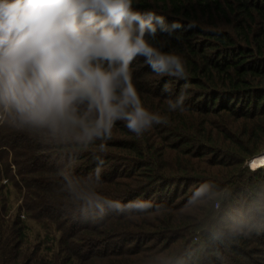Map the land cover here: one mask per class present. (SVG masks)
Returning <instances> with one entry per match:
<instances>
[{
	"label": "trees",
	"instance_id": "1",
	"mask_svg": "<svg viewBox=\"0 0 264 264\" xmlns=\"http://www.w3.org/2000/svg\"><path fill=\"white\" fill-rule=\"evenodd\" d=\"M132 8L178 25L150 42L182 59L185 78L142 56L130 66L164 122L138 136L118 120L85 146L1 120L0 211L11 188L23 213L0 219V264H264V0ZM181 92L183 110L170 111ZM21 214L54 228L58 255L27 244Z\"/></svg>",
	"mask_w": 264,
	"mask_h": 264
},
{
	"label": "clouds",
	"instance_id": "2",
	"mask_svg": "<svg viewBox=\"0 0 264 264\" xmlns=\"http://www.w3.org/2000/svg\"><path fill=\"white\" fill-rule=\"evenodd\" d=\"M176 27L132 0H0V120L85 146L110 139L118 120L142 135L164 121L144 107L130 66L142 56L157 75L185 78L182 59L150 42Z\"/></svg>",
	"mask_w": 264,
	"mask_h": 264
},
{
	"label": "rangeland",
	"instance_id": "3",
	"mask_svg": "<svg viewBox=\"0 0 264 264\" xmlns=\"http://www.w3.org/2000/svg\"><path fill=\"white\" fill-rule=\"evenodd\" d=\"M1 121V120H0ZM264 156V152L261 154ZM4 182V181H3ZM8 198L5 210L7 211L6 217L0 211L1 217H5L9 222L13 221L17 214L23 213L20 211L21 199L17 197L13 189H9ZM23 220L27 244L30 246H40V254H46L52 256L53 254L59 253V234L54 230L53 227L41 226L34 220L25 218L21 214ZM58 255V254H57Z\"/></svg>",
	"mask_w": 264,
	"mask_h": 264
},
{
	"label": "water",
	"instance_id": "4",
	"mask_svg": "<svg viewBox=\"0 0 264 264\" xmlns=\"http://www.w3.org/2000/svg\"><path fill=\"white\" fill-rule=\"evenodd\" d=\"M260 154H262V153H260ZM260 154H258V155H256V156H254L253 158L260 156ZM253 158H252V159H253ZM252 159H251V160H249V162H248V164H247V165H248V167H249L250 169H251V166H252V165H251V161H252Z\"/></svg>",
	"mask_w": 264,
	"mask_h": 264
},
{
	"label": "bare ground",
	"instance_id": "5",
	"mask_svg": "<svg viewBox=\"0 0 264 264\" xmlns=\"http://www.w3.org/2000/svg\"><path fill=\"white\" fill-rule=\"evenodd\" d=\"M255 158H256V157H255ZM253 159H254V158H253ZM251 168H253V169H254V168H257V167L251 166Z\"/></svg>",
	"mask_w": 264,
	"mask_h": 264
}]
</instances>
